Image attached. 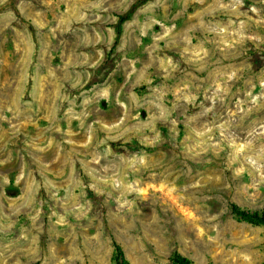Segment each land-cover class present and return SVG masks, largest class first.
<instances>
[{"label": "rangeland", "instance_id": "374dc122", "mask_svg": "<svg viewBox=\"0 0 264 264\" xmlns=\"http://www.w3.org/2000/svg\"><path fill=\"white\" fill-rule=\"evenodd\" d=\"M232 203L264 212V0H0V264H264Z\"/></svg>", "mask_w": 264, "mask_h": 264}, {"label": "trees", "instance_id": "16d2710c", "mask_svg": "<svg viewBox=\"0 0 264 264\" xmlns=\"http://www.w3.org/2000/svg\"><path fill=\"white\" fill-rule=\"evenodd\" d=\"M132 11L120 17V24L118 26V35L121 34V23L130 18ZM231 211L239 218L253 224L264 225V212L251 211L238 206L235 203L231 204ZM173 264H194L193 260L179 252H175L173 257ZM113 262L114 264H129L126 258L123 247L114 241V252H113ZM37 264V263H32Z\"/></svg>", "mask_w": 264, "mask_h": 264}]
</instances>
